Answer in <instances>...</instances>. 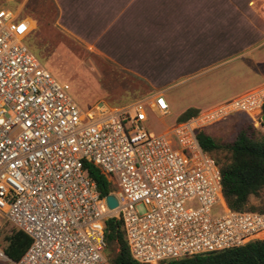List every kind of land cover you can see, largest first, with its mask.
<instances>
[{
    "label": "built area",
    "instance_id": "2783aa9c",
    "mask_svg": "<svg viewBox=\"0 0 264 264\" xmlns=\"http://www.w3.org/2000/svg\"><path fill=\"white\" fill-rule=\"evenodd\" d=\"M31 27L26 17L0 9V228L31 239L17 261L0 248L1 264H110L109 219L121 222L139 264L264 241V213L227 208L219 167L197 139L198 120L150 131V116L170 114L162 92L128 105L81 107L70 85L25 44ZM263 103L264 86L200 120L256 112ZM85 164L107 175L115 209H108V196L99 195Z\"/></svg>",
    "mask_w": 264,
    "mask_h": 264
},
{
    "label": "crops",
    "instance_id": "0c3cea01",
    "mask_svg": "<svg viewBox=\"0 0 264 264\" xmlns=\"http://www.w3.org/2000/svg\"><path fill=\"white\" fill-rule=\"evenodd\" d=\"M51 1L62 32L116 71L144 83L149 92L165 94L246 57L251 79L247 72L237 78L236 88L226 92L234 91L230 97L239 95L261 79L255 69L259 60H252L258 30L246 18L259 17L264 0ZM98 91L100 97L110 95L104 88Z\"/></svg>",
    "mask_w": 264,
    "mask_h": 264
},
{
    "label": "rangeland",
    "instance_id": "374dc122",
    "mask_svg": "<svg viewBox=\"0 0 264 264\" xmlns=\"http://www.w3.org/2000/svg\"><path fill=\"white\" fill-rule=\"evenodd\" d=\"M0 9L19 13V17L21 18L23 16L27 17V19L29 18L28 20L32 25L31 36L30 40L26 37L25 44L34 53L36 52L35 48L40 49L41 47L42 51L37 53L38 55L36 56L40 57H38L40 61L60 83L70 85L71 93L81 103L94 104L103 101L112 104H123L130 101V99L136 98L124 104L128 105L142 99L141 97H149L160 91L153 90V92H149L144 83L116 71L96 53L85 48L78 41L62 32L57 26V13L51 0H0ZM246 20L252 24L256 31L258 30L259 40L255 44L257 52L255 53V57L252 58V60H259L258 65L255 66V69L262 75L258 84L239 95L230 97L234 91H226L227 89L233 90L234 87L238 86V82H235L238 77L248 72L245 76L248 80L251 79L247 68L250 59L248 60L246 57L242 58L239 62L228 64L222 67L216 74L212 72L210 75H207L209 77L194 82L191 81V83L178 86L180 88L176 87L177 89L173 88L165 94L163 93V97L169 105L170 114L164 118L150 116V131L159 134L179 123V117L186 110L194 109L198 111L197 115L187 120V122L198 120L200 127L197 133L205 132L217 144L231 145L242 130H247L249 133L255 135L256 138L264 137V120H262L261 108L256 112L234 113L210 124H206L204 121L201 122L202 117L206 113L218 106L236 100L264 86V18L259 14V17L252 15V17L250 16ZM242 22L245 23V18ZM44 54L48 55L47 60L41 59V55L44 56ZM215 77L219 79L212 81L211 78ZM252 77H254V73ZM224 82L227 87H224ZM101 87L110 93V95L107 96L106 94L105 97H100L98 95L100 91L98 90L99 88L102 89ZM212 88L216 90L214 91ZM134 90H137V92L135 93ZM211 157L220 160L221 163H226L229 154L221 149L211 155ZM252 208L258 211L264 209V187L257 195L249 197L248 204L245 207L248 210L244 211L249 212ZM136 209L142 212L139 206ZM10 231L11 229L7 226L0 228L1 249L6 248L7 242L5 241V237L9 235ZM106 255L107 257L112 255L107 251V248Z\"/></svg>",
    "mask_w": 264,
    "mask_h": 264
},
{
    "label": "trees",
    "instance_id": "16d2710c",
    "mask_svg": "<svg viewBox=\"0 0 264 264\" xmlns=\"http://www.w3.org/2000/svg\"><path fill=\"white\" fill-rule=\"evenodd\" d=\"M30 36L31 31L27 36L29 40ZM35 51L36 55H38L37 53L42 51L41 47L40 49L35 48ZM47 56L45 54L44 56L41 55V59L47 60ZM134 92L136 93L137 90H134ZM72 95L74 96L73 93ZM74 98L83 108H89L94 105L83 104L76 96ZM132 100L130 99V101ZM128 102L111 104L122 106ZM197 113V110L188 109L179 117V121H187L196 116ZM261 113L264 116V103L261 107ZM197 139L202 150L210 157L221 149L229 154L226 163H221L220 160L211 157L220 170L224 202L231 211L248 210L245 207L248 204L249 197L257 195L264 187V137L256 138L255 135L247 130H242L231 145H220L211 136L202 131L197 133ZM85 169L88 171L90 179L96 184L99 195L102 198L112 193L111 182L101 169L92 164H85ZM249 211L264 213V209L258 211L252 208ZM5 241L7 246L4 251L9 258L15 261L21 258L31 243V239L27 235L13 228L9 235L5 237ZM105 241L107 251L112 254L108 256L110 264H139L129 254L120 221L114 219L106 221ZM168 264H264V241H255L240 248L174 261Z\"/></svg>",
    "mask_w": 264,
    "mask_h": 264
},
{
    "label": "water",
    "instance_id": "95a60500",
    "mask_svg": "<svg viewBox=\"0 0 264 264\" xmlns=\"http://www.w3.org/2000/svg\"><path fill=\"white\" fill-rule=\"evenodd\" d=\"M262 120H264V116L262 117ZM106 204L108 209L113 210L117 207V200L115 199L114 196H108L106 198Z\"/></svg>",
    "mask_w": 264,
    "mask_h": 264
},
{
    "label": "snow or ice",
    "instance_id": "6c2138e0",
    "mask_svg": "<svg viewBox=\"0 0 264 264\" xmlns=\"http://www.w3.org/2000/svg\"><path fill=\"white\" fill-rule=\"evenodd\" d=\"M162 103V102H161Z\"/></svg>",
    "mask_w": 264,
    "mask_h": 264
}]
</instances>
